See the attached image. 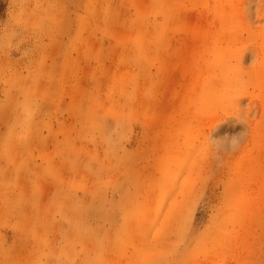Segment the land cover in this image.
<instances>
[{
    "label": "rangeland",
    "instance_id": "obj_1",
    "mask_svg": "<svg viewBox=\"0 0 264 264\" xmlns=\"http://www.w3.org/2000/svg\"><path fill=\"white\" fill-rule=\"evenodd\" d=\"M0 264H264V0H0Z\"/></svg>",
    "mask_w": 264,
    "mask_h": 264
}]
</instances>
